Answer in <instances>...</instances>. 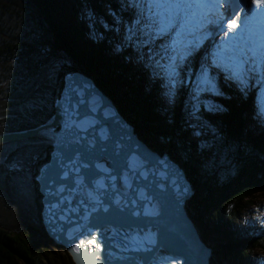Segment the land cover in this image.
Returning <instances> with one entry per match:
<instances>
[{
  "label": "trees",
  "instance_id": "obj_1",
  "mask_svg": "<svg viewBox=\"0 0 264 264\" xmlns=\"http://www.w3.org/2000/svg\"><path fill=\"white\" fill-rule=\"evenodd\" d=\"M142 5L139 0H0V133L47 123L64 74L85 73L141 140L180 161L193 186L203 185L201 197L187 202L186 210L201 239L220 255L219 264L250 263L252 251L264 252V232L260 227L239 231L234 221L264 194V121L251 98L221 83L210 110L200 106L196 126L202 130L192 136L186 84L200 69L203 51L185 57L177 92L167 100L162 74L144 55L148 44L138 30L146 14ZM209 141L215 147L206 154ZM9 145H0V160L9 154L0 166V264H39L29 235L31 212H16L15 200L26 198L31 210L34 196L26 174L43 149L40 144L16 150ZM65 264L75 263L69 258Z\"/></svg>",
  "mask_w": 264,
  "mask_h": 264
},
{
  "label": "water",
  "instance_id": "obj_2",
  "mask_svg": "<svg viewBox=\"0 0 264 264\" xmlns=\"http://www.w3.org/2000/svg\"><path fill=\"white\" fill-rule=\"evenodd\" d=\"M69 117L75 128H66ZM45 128L53 143L36 176L41 218L48 236L75 264H211L213 251L186 210L194 187L181 165L143 144L93 78L65 73L48 122L0 133V145L36 138ZM99 180L104 188L97 192ZM98 195L107 213L92 211Z\"/></svg>",
  "mask_w": 264,
  "mask_h": 264
},
{
  "label": "rangeland",
  "instance_id": "obj_3",
  "mask_svg": "<svg viewBox=\"0 0 264 264\" xmlns=\"http://www.w3.org/2000/svg\"><path fill=\"white\" fill-rule=\"evenodd\" d=\"M188 1V0H187ZM153 0H146V4H151ZM193 4L197 3H213L218 2L216 8H200L192 7L187 9V16L181 14L176 15L168 10L160 8L149 9L148 23L146 19L139 21L138 30L140 34L147 40V46L145 56L148 62H157L154 64V70L160 71L162 74V80L165 82L163 89L165 90L167 100L173 101V95L177 92V87L182 79L180 74V64L185 59L180 60L179 57L186 52L199 50L205 40L211 41L213 44L209 45V49L203 54L200 69L194 75V78L189 79L187 77V91L190 105L189 110V121L188 128L191 131V135L197 136L199 129L202 130V125L196 126L200 120V106L205 105L206 110H210L212 107V100L219 96L218 86L221 83L228 85L232 89L238 90L246 98H251L253 107L257 108V115L259 121H264V56L257 54L253 57V52L250 50V46L247 45L240 37L241 32L245 33V38L249 32L254 33L258 31L260 36L264 35V13L253 16L252 9L256 6L251 3V0H242L241 5H247L244 11L241 12L240 8L228 17H223L221 14L222 6L225 0H191ZM241 15L242 19L237 23L240 28L231 32L230 35H236L233 39L228 40L227 43L220 44V41L224 39V33L229 31L227 28L228 21L235 19L236 15ZM212 21L207 23V21ZM244 20H249L247 28L244 26ZM217 21L221 24L219 31L212 32L209 28L210 24H216ZM224 22V23H222ZM149 24V25H148ZM164 31H161V28ZM167 29L170 30L166 37L157 36L156 33H163ZM212 32V34H211ZM164 34V33H163ZM213 35V36H212ZM255 36L253 37V39ZM235 40V41H234ZM264 52V47H262ZM151 55V56H148ZM206 56V57H205ZM175 58V59H174ZM213 63L221 65L222 67L230 68L229 71L225 70L221 73L217 70ZM203 64L205 66H203ZM164 66H171V69L165 68ZM162 68V69H160ZM214 72V76H212ZM155 74V73H154ZM157 75V74H156ZM158 78V77H152ZM223 81V82H220ZM220 88V87H219ZM216 106V105H213ZM198 125V124H197ZM193 132H195L193 134ZM49 128H45L42 134L33 139H26L17 142L6 143L2 145H9L11 149H22L23 147L28 149L38 144L43 149L42 154L39 157V161H44L45 154H49L53 140L49 136ZM214 134V131L212 132ZM190 135V137H191ZM36 140V141H34ZM208 144V145H207ZM213 141L206 142L204 145L205 152L208 154L212 146ZM219 145V143H217ZM154 149V146L150 144ZM44 155V156H43ZM8 159V158H7ZM178 159V158H177ZM38 161L35 164L32 172L26 174V177L32 185V191L34 196L30 197V208H26L27 199L19 196L20 201H16V212L22 211L29 215V226L33 231L29 232L30 240H32L37 248L38 256L40 257L39 264H52V262L63 261L69 263L70 254L66 249L58 245L53 239H51L46 230L42 227L41 209H42V195L38 193L39 185L36 181V173H39V167L42 164ZM180 162V161H178ZM39 166V167H38ZM208 167V164H204ZM7 169V168H6ZM10 170V168H8ZM7 169V170H8ZM6 170V171H7ZM24 192L22 191L21 185H19L20 192L22 191L24 196L26 195L27 185H24ZM203 185L194 186L195 193L187 202L191 201L195 197L200 198L203 193ZM34 215L35 219L31 216ZM235 223V228L239 231L252 230V228L260 227L259 232H264V194H259L252 199V202L247 204L246 207L238 214ZM213 264H219L221 258L218 253L213 254L210 258ZM250 263L244 262L243 264H264V252L259 249H255L249 256ZM222 262V260H221Z\"/></svg>",
  "mask_w": 264,
  "mask_h": 264
},
{
  "label": "snow or ice",
  "instance_id": "obj_4",
  "mask_svg": "<svg viewBox=\"0 0 264 264\" xmlns=\"http://www.w3.org/2000/svg\"><path fill=\"white\" fill-rule=\"evenodd\" d=\"M251 3L256 6L255 8L252 9L253 16L264 13V0H251ZM217 6H218V2L192 4V3H188L187 0H153V2L150 4V9L151 8H160V9L168 10V11H170L176 15L183 14V15L187 16L186 10L190 9L192 7L216 8ZM245 7H247L246 4L241 5L240 11L243 12ZM241 19H242L241 15L238 14V15H236L235 19H231L228 21L227 28L229 29V31L224 33V39H222L220 41V44L227 43L228 40L234 38V36L230 35V33L234 32V30L240 28V25L237 22L240 21ZM211 22L212 21H210V20L207 21V23H211ZM248 23H249V20H244L245 28H247ZM160 30L164 31V28L162 27ZM254 35H255V33L249 32L247 35V38H245V33L243 31L240 34V39L242 41H244L247 45L250 46V50L253 52V57H255V55L257 54V48L259 47V45L257 44V41L255 39H253ZM190 54L191 53L186 52L183 55H181L179 57V59L183 60V59H185V57H187ZM70 120H71V118L69 117V120L66 121V128L67 129H72V128L76 127V125H73L70 123ZM80 130H83V129L81 128ZM106 138L107 137L105 135L104 130L101 129L98 133V139L103 141ZM57 147L62 152L63 147H64V141L61 140L58 143ZM73 167H75V165ZM84 167H87V165H84ZM101 171H105V169L101 168ZM108 178L109 179L111 178L110 174L108 175ZM103 188H104L103 180L96 181V189L95 190L97 192H100V190H102ZM92 211L97 212V213H99V212L107 213L109 211L108 208L104 207V200L100 199L99 195L94 198V202L92 204ZM88 243L94 244L95 240L94 239L90 240V241H88ZM97 247H99V245H97ZM78 248H79V245H77V249Z\"/></svg>",
  "mask_w": 264,
  "mask_h": 264
},
{
  "label": "bare ground",
  "instance_id": "obj_5",
  "mask_svg": "<svg viewBox=\"0 0 264 264\" xmlns=\"http://www.w3.org/2000/svg\"><path fill=\"white\" fill-rule=\"evenodd\" d=\"M263 32H264V28H263ZM255 33V40L257 41V44L259 45V47H260V49L258 50V55L259 56H264V52H263V50H262V47H264V35L263 36H260V33L258 32V31H255L254 32ZM233 36V35H232ZM238 39H240V37L238 36ZM214 43V42H213ZM63 85V84H62ZM53 115V114H52ZM136 133V132H135ZM137 134V133H136ZM139 137V136H138ZM139 140L143 143V144H147V143H145L143 140H141L140 138H139ZM148 145V144H147ZM148 147H149V145H148ZM151 148V147H150ZM153 150V149H152ZM153 151H155V150H153ZM158 152V151H157ZM180 170H182L183 172H184V174H185V171L183 170V169H180ZM186 175V174H185ZM213 255V254H212Z\"/></svg>",
  "mask_w": 264,
  "mask_h": 264
},
{
  "label": "flooded vegetation",
  "instance_id": "obj_6",
  "mask_svg": "<svg viewBox=\"0 0 264 264\" xmlns=\"http://www.w3.org/2000/svg\"><path fill=\"white\" fill-rule=\"evenodd\" d=\"M39 185V184H38ZM38 193L40 192L39 191V187H38V189L36 190ZM41 195V194H40ZM34 219H35V216L34 215H31Z\"/></svg>",
  "mask_w": 264,
  "mask_h": 264
}]
</instances>
